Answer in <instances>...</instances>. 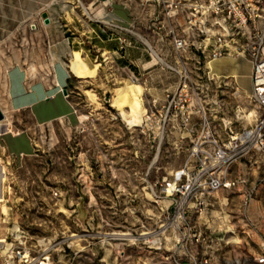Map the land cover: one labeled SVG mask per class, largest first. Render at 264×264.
Wrapping results in <instances>:
<instances>
[{
  "label": "rangeland",
  "instance_id": "1",
  "mask_svg": "<svg viewBox=\"0 0 264 264\" xmlns=\"http://www.w3.org/2000/svg\"><path fill=\"white\" fill-rule=\"evenodd\" d=\"M166 1L179 0H0V107L11 121L0 123V264L10 247L49 256L54 264H190V255L209 264H252L259 254L264 159L256 155L229 170L228 181L241 178L244 185L213 193L200 209L189 210L180 232L175 229L179 221L169 199L177 197L168 199L165 183L183 182L185 166L196 164L173 150L170 142L180 132L172 125L165 128L169 140L148 137L144 117L148 103L157 98L137 68L120 69L93 44H76L64 59L65 69L59 65L56 70L62 84L69 76L74 121L38 126L24 114L22 122L14 123L7 108L10 67L19 64L33 73L47 64L41 62L48 58L44 12L54 15L53 32L60 37L79 35L80 25L89 22L109 35L122 32V38L152 50L151 63L171 74L166 84L177 83L168 68L180 71L181 65L174 60L168 28H161L164 20L168 24ZM170 21L177 30L180 14ZM153 56L163 62L153 63ZM186 67L192 69L193 62ZM215 67L218 72L246 69L242 59ZM226 82L238 87L237 94L229 89L225 96L229 117L239 115L236 106L254 113L247 97L251 88L247 92L231 78ZM22 130L35 146L18 155L23 143L12 141L7 132Z\"/></svg>",
  "mask_w": 264,
  "mask_h": 264
},
{
  "label": "built area",
  "instance_id": "2",
  "mask_svg": "<svg viewBox=\"0 0 264 264\" xmlns=\"http://www.w3.org/2000/svg\"><path fill=\"white\" fill-rule=\"evenodd\" d=\"M163 7L168 24L164 20L161 28H168L166 36L181 70L168 68L178 77L176 86L165 92L163 100L148 103L144 121L152 142L169 140L165 128L172 125L180 132L169 141L173 150L187 154L196 164L194 168L185 166L183 182L165 183L168 199L177 197L169 200L179 221L175 229L180 232L187 225L190 209H200L220 189L246 183L241 178L228 181L235 162L252 155L264 159V0H179L166 1ZM178 14L175 30L169 23ZM119 40L123 46L130 44L126 38ZM147 49L151 55L152 50ZM221 59H242L249 64L251 92L247 97L254 113L244 114L236 106L239 115L235 120L229 117L225 96L229 89L230 95L237 94L238 87L226 81L231 78L236 86L238 83L236 76L213 72L211 64ZM190 62L192 69L186 67ZM139 79L136 77V81ZM247 119L251 124L245 126ZM8 250L4 264H54L49 256H32L21 247ZM190 258V264H209L207 258ZM252 264H264V245Z\"/></svg>",
  "mask_w": 264,
  "mask_h": 264
},
{
  "label": "crops",
  "instance_id": "3",
  "mask_svg": "<svg viewBox=\"0 0 264 264\" xmlns=\"http://www.w3.org/2000/svg\"><path fill=\"white\" fill-rule=\"evenodd\" d=\"M49 16L51 20L49 25H39L46 32V37H43V41L44 43H48V58L41 60V62H47L46 66H38L36 72L30 73V70H26L23 66L16 64L11 66L7 72V108L12 115L14 123L22 122L24 114L30 117L33 125L38 126L47 125L59 120L68 124L74 121V106L63 95V90L66 89L68 91L69 89V76L65 83L62 84L58 79L56 70L59 65L65 69L64 59L71 52L75 51L74 49L77 48L76 44L81 45L86 42L93 44V48H97L102 54L108 55V59L112 60L120 69L134 68L137 71V68L140 75L147 77L148 91L152 93L151 96L153 98L163 99L162 97L165 92L172 90L176 86V81L169 82L168 84L165 83V80H168L171 74L169 73L168 75L162 67L155 68L156 65L152 64L149 60L151 55L146 47L130 38H127L130 44L123 46L119 40L125 36L122 32L115 31L114 34L109 35L104 29H98V26L89 22L80 25L83 32L79 35L72 33L71 35L67 34V37L65 35L60 37L56 35L57 33L53 32L56 26L54 15L49 12ZM70 28L77 29L76 26ZM70 28L66 32H70ZM72 35H75V37L72 38ZM164 57L168 58V55L164 54ZM49 61L50 64H48ZM227 61L237 60L221 59L215 61L211 64L213 72L225 77L236 76L238 84L249 92L251 88L249 64L243 60L246 65L245 70L230 69L226 72H218L215 64ZM156 62L161 61H159L158 57L153 56V63ZM0 108L8 119L7 112L2 107ZM8 133L13 134L9 136L12 141L23 143V147L20 149L18 155L27 154L31 150H34L35 144L30 136L24 135L25 130L17 133L10 131Z\"/></svg>",
  "mask_w": 264,
  "mask_h": 264
},
{
  "label": "water",
  "instance_id": "4",
  "mask_svg": "<svg viewBox=\"0 0 264 264\" xmlns=\"http://www.w3.org/2000/svg\"><path fill=\"white\" fill-rule=\"evenodd\" d=\"M41 17H42L45 25H49L51 23V20H50L48 13H46V12L42 13ZM63 95L64 96L68 95V91L66 89L63 90ZM5 118H6L5 114L2 111V109L0 108V122L4 121Z\"/></svg>",
  "mask_w": 264,
  "mask_h": 264
},
{
  "label": "bare ground",
  "instance_id": "5",
  "mask_svg": "<svg viewBox=\"0 0 264 264\" xmlns=\"http://www.w3.org/2000/svg\"><path fill=\"white\" fill-rule=\"evenodd\" d=\"M156 54V53H155ZM159 61L163 62L161 59H159ZM3 122V121H2ZM1 123V122H0ZM122 236H127V234H123ZM130 239V238H129ZM131 241H134V239H130ZM25 257H28V255H26Z\"/></svg>",
  "mask_w": 264,
  "mask_h": 264
}]
</instances>
